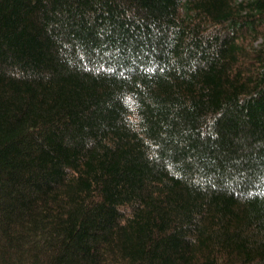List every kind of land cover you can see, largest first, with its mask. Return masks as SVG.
<instances>
[{
  "label": "trees",
  "instance_id": "1",
  "mask_svg": "<svg viewBox=\"0 0 264 264\" xmlns=\"http://www.w3.org/2000/svg\"><path fill=\"white\" fill-rule=\"evenodd\" d=\"M0 264H264V0H0Z\"/></svg>",
  "mask_w": 264,
  "mask_h": 264
}]
</instances>
